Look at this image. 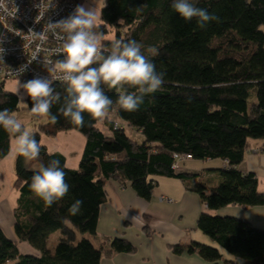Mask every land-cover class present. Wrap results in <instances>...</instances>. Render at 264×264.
I'll use <instances>...</instances> for the list:
<instances>
[{
	"label": "trees",
	"instance_id": "obj_1",
	"mask_svg": "<svg viewBox=\"0 0 264 264\" xmlns=\"http://www.w3.org/2000/svg\"><path fill=\"white\" fill-rule=\"evenodd\" d=\"M71 1L77 7L83 0ZM172 2L104 0L101 8L97 31L103 34L105 48L119 39L136 40L145 49L152 46L157 50L150 59L157 72L165 73L164 83L144 98L138 110L121 109L115 104L116 90L104 86L116 109L109 114L111 120L84 113V126H76L58 111L66 85L48 78L61 95L60 103L51 109L58 120L52 123L46 116L33 133L43 141L42 164L57 159L61 166L66 165L70 190L47 206L30 188L36 170L27 168L24 157L17 156L14 185L20 193L13 209L14 237L0 226V264H101L111 253L134 252L137 247L128 239L98 233L109 179L121 185L130 182L136 194L147 200L160 176H168L181 179L210 210L230 204H264L256 174L239 167L251 141L264 139V0H196L198 7L219 17L203 29L197 18H182L171 7ZM35 77L26 73L3 80L0 110H19L20 96L6 88L7 80L21 79L24 84ZM25 100L31 109V98L27 95ZM127 127L142 134V139L130 136ZM68 130L85 137L78 168L70 167L59 150L49 155L44 143V135ZM13 139L0 127V161L11 152ZM187 154L192 158L181 157ZM187 159L221 160L222 165L214 169L217 179L185 171L181 163ZM76 200L83 204L78 214L71 215L69 208ZM197 225L215 244L192 240L174 245L175 253H198L215 262L226 252L229 263L242 258L249 264H264V230L249 220L202 212ZM54 231L61 236L51 248L49 239ZM27 244L33 251H24Z\"/></svg>",
	"mask_w": 264,
	"mask_h": 264
},
{
	"label": "clouds",
	"instance_id": "obj_2",
	"mask_svg": "<svg viewBox=\"0 0 264 264\" xmlns=\"http://www.w3.org/2000/svg\"><path fill=\"white\" fill-rule=\"evenodd\" d=\"M9 2L15 5V0ZM171 7L185 20L197 18L202 29L212 21H219L218 16L198 7L196 0H173ZM0 11L10 14L5 0H0ZM100 26L101 15L97 7L77 5L67 18L48 22L41 32L29 31L41 43L47 40L49 31L62 41L59 51L63 53V58L56 61L55 68L60 73L57 79L66 85V95L58 111L79 127L85 124L84 113L94 119L111 120L109 114L116 109L104 86L116 90L118 99L115 104L132 112L138 110L144 98L160 90L164 83L165 73L157 72L150 59L157 54L155 47L145 49L136 40L114 39L110 48H105L103 34L97 31ZM40 51L38 47L33 60L37 59ZM20 87L31 98L33 116H48L52 123L57 122L58 117L51 109L54 104L60 103L61 95L56 92L52 79L37 76ZM0 127L15 137L16 152L24 157L26 163L40 156L43 141H38L35 133L11 110H0ZM49 155H53L51 150ZM65 168L66 165L61 166L59 160L51 159L47 165L41 164L31 178V190L49 207L70 190ZM82 204V200H76L69 208L70 214H78Z\"/></svg>",
	"mask_w": 264,
	"mask_h": 264
},
{
	"label": "crops",
	"instance_id": "obj_3",
	"mask_svg": "<svg viewBox=\"0 0 264 264\" xmlns=\"http://www.w3.org/2000/svg\"><path fill=\"white\" fill-rule=\"evenodd\" d=\"M79 137L75 143L79 145L80 153L78 157L74 156V162H80L85 144V137L82 134ZM55 150L60 149L55 147L53 151ZM66 159L68 164V157ZM186 161L189 167H182L185 171L204 170L206 176L215 179L218 173L214 169L222 165L221 160L217 159ZM239 167L243 172L255 173L259 190L264 192V139L251 141ZM107 188L108 199L101 207L98 233L101 236L126 238L137 248L130 253L116 252L106 255L101 264H249L242 258L236 259L234 263L227 262L229 254L226 252L223 259L214 262L205 260L198 253L184 251L178 254L173 251L174 245L189 244L192 240L215 244L198 228L197 222L202 212L236 216L249 220L255 227L264 230V204H230L210 210L197 193L185 188L179 178L160 177L149 200L138 196L130 182L121 185L117 180L109 179ZM162 195L172 200L162 201ZM12 207L10 205L13 224ZM13 235L11 230L9 236L13 238ZM26 250L33 251L28 244L24 246V251Z\"/></svg>",
	"mask_w": 264,
	"mask_h": 264
},
{
	"label": "built area",
	"instance_id": "obj_4",
	"mask_svg": "<svg viewBox=\"0 0 264 264\" xmlns=\"http://www.w3.org/2000/svg\"><path fill=\"white\" fill-rule=\"evenodd\" d=\"M5 3L10 14L0 11V83L26 73L57 79L60 73L55 64L63 58V53L59 51L62 41L49 31L47 40L41 43L29 31L41 32L48 22L67 18L76 4L71 0H15V5L5 0ZM38 47L41 51L33 60ZM181 157L192 158V155ZM174 166L177 167V164ZM160 198L172 200L164 195Z\"/></svg>",
	"mask_w": 264,
	"mask_h": 264
},
{
	"label": "rangeland",
	"instance_id": "obj_5",
	"mask_svg": "<svg viewBox=\"0 0 264 264\" xmlns=\"http://www.w3.org/2000/svg\"><path fill=\"white\" fill-rule=\"evenodd\" d=\"M80 5L85 6V8L97 7V10L101 15V8L104 5V0H83L80 3ZM1 28L2 25L0 23V32H1ZM22 84L23 83L21 79L12 78L6 81V88L15 93H17L18 91L17 94H19L20 97L21 96L23 97V99L20 100L19 110L16 111L14 114L17 116L18 119L21 120V122L30 131L35 132L38 130V125L46 121V116L37 117L32 115L31 109L27 108V102L25 100L27 97V92L25 89H23V87H20V85ZM126 132L130 136L138 140L142 139V134L133 131V129H131L130 127L126 128ZM79 135H81V133L78 132L77 130H68V131H62L54 136L44 135L43 138H44V143H46V145L51 151H53L55 147L59 148L61 151L65 153L66 157H68V165L72 168H78L79 162H74V156L76 155L78 157V154L80 153L79 145L75 143L80 138ZM17 156L18 154L16 152L15 139H13L11 152L0 161V226L3 228V230L8 236L11 230L12 233H14V228L11 219L10 205L11 207L12 206L14 207L16 205L17 198L20 193L18 188L15 187L14 185L15 165H16ZM187 162L188 161L181 163L182 166L189 167V163ZM41 164H42V159L39 156L35 161L26 163V167L32 170H38ZM200 172L204 173V170H201ZM160 177L162 178L164 176H160ZM179 180L183 183L181 179ZM161 200L166 201L165 199H161ZM60 236L61 235L59 231L52 232L50 234L49 247L54 248L57 245ZM87 236L90 235H88L87 233Z\"/></svg>",
	"mask_w": 264,
	"mask_h": 264
}]
</instances>
